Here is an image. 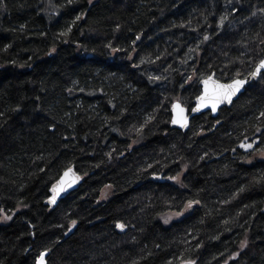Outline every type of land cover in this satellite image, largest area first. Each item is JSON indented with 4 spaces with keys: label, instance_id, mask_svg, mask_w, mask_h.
<instances>
[{
    "label": "trees",
    "instance_id": "obj_1",
    "mask_svg": "<svg viewBox=\"0 0 264 264\" xmlns=\"http://www.w3.org/2000/svg\"><path fill=\"white\" fill-rule=\"evenodd\" d=\"M263 55L264 0H0V264H264V74L171 127Z\"/></svg>",
    "mask_w": 264,
    "mask_h": 264
},
{
    "label": "water",
    "instance_id": "obj_2",
    "mask_svg": "<svg viewBox=\"0 0 264 264\" xmlns=\"http://www.w3.org/2000/svg\"><path fill=\"white\" fill-rule=\"evenodd\" d=\"M262 60H264V55H263ZM258 65H259V63H258ZM257 66H256V68H257ZM256 68L254 69V71L256 70ZM262 74H264V70H261L260 74L257 75L256 77H253L252 75H250V77H248V78H236V79H234V80H246L247 82L243 85V87L240 88L239 92L232 97V102L230 104L227 102L220 103L217 105L216 110L213 111L212 107H211V100H208L207 107H204V106H202L203 102L198 99L199 97L206 95L205 94V84L203 83V81L208 80L209 77L212 78L207 85V88L209 89V92L207 95L210 96L212 93V89L214 87L213 82H218L219 84H230L234 80H232L230 82H222L216 78L214 73H212L209 77L202 79L200 81L199 86L201 87V93L195 99L194 106L191 110H189L187 107L183 106V104L180 101H175L172 104V106H171V111H172L171 127L182 130L183 132H187L191 126V120L194 117L199 116V115L206 113V112H210L213 117H217L219 115V111L221 108L231 107L232 104L234 103V101H236L239 98V96L245 91V89L250 84H252L254 81H257L261 77ZM175 105H179V107L178 108L174 107ZM197 106H200L199 110L193 111V109L196 108ZM181 109L183 111H181ZM173 121H177V122L173 123ZM185 121H186V126L182 127L181 124L184 123ZM251 145H252L251 148H248V147L246 148L247 152H250V151L255 149L256 145L255 144H251ZM69 170H71V171H69ZM66 172L68 173L67 176H65ZM159 178H161V176H159ZM82 181H83V177L77 173V171L74 167L68 168L67 170H65L63 172V174L60 176V178L51 186L50 197L47 200L46 204L49 205L51 208H55L62 199L66 198L72 192L76 191L80 187ZM54 189H56V191H54ZM53 199L55 200L54 203L51 202V201H53ZM41 255H44L43 262L40 259ZM41 255L38 257L36 264H47L48 252L47 251L43 252Z\"/></svg>",
    "mask_w": 264,
    "mask_h": 264
},
{
    "label": "snow or ice",
    "instance_id": "obj_3",
    "mask_svg": "<svg viewBox=\"0 0 264 264\" xmlns=\"http://www.w3.org/2000/svg\"><path fill=\"white\" fill-rule=\"evenodd\" d=\"M70 30L71 29H69V31ZM205 39H207V37H205ZM261 70H264V60H261L259 62V65L257 66L256 70L254 72H252L251 75L253 77H256L257 75L260 74ZM211 79L212 78L209 77L208 80L203 81V83L205 84V94L206 95L205 96H201L198 99L203 102L202 106H204V107H207L208 100H211V107H212L213 111L216 110L217 105L220 104V103L227 102V103L230 104L232 102V97L234 95H236L239 92L240 88L243 87V85L247 82L246 80H234L230 84H219L218 82H213L214 83V87L212 89V93H211L210 96H208L207 94L209 92V89L207 88V85H208V83H209V81ZM174 107L178 108L179 105H175ZM199 107L200 106H197L196 108L193 109V111H198ZM181 111H183V110L181 109ZM261 116L264 117V112L261 113ZM176 122L177 121H173V123H176ZM181 126L182 127L186 126V121L184 123H182ZM242 147H243V145H242ZM247 147L251 148L252 145L249 144ZM69 171H71V170H69ZM67 175H68V173L66 172L65 176H67ZM54 191H56V189H54ZM51 202L54 203L55 200L53 199V201H51ZM191 206H192V202H189L188 207H191ZM179 214L180 213H178V215ZM9 219H10V217H9ZM75 224H76V221H72V225L75 226ZM118 227L123 229L124 225L120 224V225H118ZM40 259L43 262L44 255H41ZM189 264H194V262H189Z\"/></svg>",
    "mask_w": 264,
    "mask_h": 264
},
{
    "label": "rangeland",
    "instance_id": "obj_4",
    "mask_svg": "<svg viewBox=\"0 0 264 264\" xmlns=\"http://www.w3.org/2000/svg\"><path fill=\"white\" fill-rule=\"evenodd\" d=\"M256 159H264V154H258L252 158H250L248 160V162L250 163H253L254 160ZM111 193H112V188L111 187H106L103 189L102 193H101V202H106L108 200H110L111 198ZM23 207H19L18 208V211L22 210ZM194 209V204L192 203V206L191 207H188V204L184 207V209L180 212H169L165 215H163L160 220L162 221V223L165 225V226H169L172 222L174 221H178V220H182L183 218H185L187 215H189L192 210ZM178 213H180L178 215ZM11 220L9 219L8 216L6 215H3L2 216V222L3 223H9ZM184 264H189V263H184Z\"/></svg>",
    "mask_w": 264,
    "mask_h": 264
},
{
    "label": "bare ground",
    "instance_id": "obj_5",
    "mask_svg": "<svg viewBox=\"0 0 264 264\" xmlns=\"http://www.w3.org/2000/svg\"><path fill=\"white\" fill-rule=\"evenodd\" d=\"M79 174V173H78ZM80 175V174H79Z\"/></svg>",
    "mask_w": 264,
    "mask_h": 264
}]
</instances>
